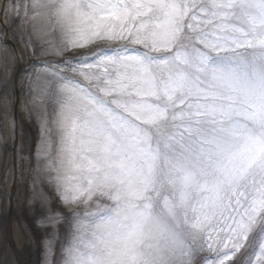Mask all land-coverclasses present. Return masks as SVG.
<instances>
[{
    "label": "snow or ice",
    "instance_id": "1",
    "mask_svg": "<svg viewBox=\"0 0 264 264\" xmlns=\"http://www.w3.org/2000/svg\"><path fill=\"white\" fill-rule=\"evenodd\" d=\"M9 10L29 58L92 49L25 69L43 132L28 199L42 264H236L246 245L240 264H264V0H12L0 16ZM9 49L19 59L5 32V108Z\"/></svg>",
    "mask_w": 264,
    "mask_h": 264
},
{
    "label": "rangeland",
    "instance_id": "2",
    "mask_svg": "<svg viewBox=\"0 0 264 264\" xmlns=\"http://www.w3.org/2000/svg\"><path fill=\"white\" fill-rule=\"evenodd\" d=\"M12 0H0V7L5 4L11 5ZM0 35L7 32L10 46L14 45L19 53V59L9 49V81L11 84L12 104L5 108L0 103V262L1 264H42L43 256L40 245V238L36 235V229L32 218L28 214V199L31 195L30 181L32 180V168L35 166L34 155L37 144L41 141L43 132L39 122L40 107L38 102L31 99L28 91L30 75L25 71L30 65L39 64L44 61H61L75 54L89 52L92 49H76L65 52L62 56L34 55L29 58L28 50L16 40L12 34L14 26L22 24V21H15L9 10L7 17L0 16ZM62 33L57 31L52 37H44V46L47 47V40L53 39L60 43ZM37 38V44L41 43ZM4 52L0 50V75L5 71ZM46 115L49 121L56 119L55 112L57 105L45 102ZM15 115V126L13 130L12 116ZM51 152L53 159H58L57 148L59 131L55 123H50ZM42 167H47L42 161ZM48 171L51 168L48 167ZM45 191L51 195L53 206L59 207L66 214L69 213L67 206L59 202L54 190L45 185ZM83 206L77 211H82ZM21 221L31 230L35 237V243H29L25 235V229L21 227ZM63 236V229H61ZM251 240V237H250ZM30 248L25 251L26 244ZM35 250V254L31 250ZM249 247L242 250L237 257L236 264H240L242 256L249 251ZM211 253H204L202 256H211Z\"/></svg>",
    "mask_w": 264,
    "mask_h": 264
},
{
    "label": "trees",
    "instance_id": "3",
    "mask_svg": "<svg viewBox=\"0 0 264 264\" xmlns=\"http://www.w3.org/2000/svg\"><path fill=\"white\" fill-rule=\"evenodd\" d=\"M31 223H32V222H31ZM29 248H30V244L27 243V244H26V247H25V251L28 250ZM31 252L35 254V250H33V248H32V250H31ZM0 264H1V262H0Z\"/></svg>",
    "mask_w": 264,
    "mask_h": 264
}]
</instances>
